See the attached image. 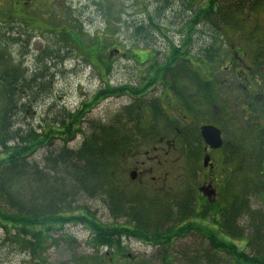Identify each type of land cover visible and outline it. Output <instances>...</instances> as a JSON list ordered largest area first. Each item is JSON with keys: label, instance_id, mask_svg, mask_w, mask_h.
I'll use <instances>...</instances> for the list:
<instances>
[{"label": "trees", "instance_id": "obj_1", "mask_svg": "<svg viewBox=\"0 0 264 264\" xmlns=\"http://www.w3.org/2000/svg\"><path fill=\"white\" fill-rule=\"evenodd\" d=\"M165 1L156 0L158 13L161 9L166 10L168 2ZM178 1L181 5L178 19L184 22L179 28L182 40L174 51L168 48L164 53L163 68H155L160 64L152 53L144 54L143 59L131 49H127L126 54L128 57L133 56L136 64L145 66L147 72L156 71L163 91L161 94L174 108L173 112L166 111L162 106L160 94L154 98L147 96L151 93L148 89L138 92L133 97V103L123 107L109 121H90L86 132L79 129L82 115L79 108L74 112L63 111L59 114L60 118L52 119L53 124L43 130H37L22 120L26 119L25 112L29 108H33L43 95H48L53 80L48 74L47 63L50 62L54 68L57 61L62 60V54L59 47L46 51L41 60L42 71L27 76L21 65L13 63L8 57L5 49L18 45L22 52L27 53L24 43L13 35L21 32H14L16 28L10 26L0 27V226L7 239L17 240L27 249H39L50 239L46 231L53 224L79 219L88 225L94 232L93 238L101 244L124 234L126 229L115 222L119 218L124 224L134 223V232L140 237L158 240L160 233H167L162 239H170L175 229L168 223L179 222L199 212L212 215L210 222L217 225V231L222 236L245 239V242L240 248L224 239L218 241L213 231L208 236L211 240L208 246L201 245L199 241L194 243L195 253L205 255L206 260L202 258L199 261L197 258L193 264H261L264 261V214L260 209H252L264 204V25L259 23L260 28L252 23L249 25V22H244L246 16H242V8L249 4V10L264 17V0ZM28 2L32 3L27 0H6L8 6H0V20L8 24L13 19L23 18L27 25L41 28L43 25L39 26L36 17L24 13ZM1 12H5L7 18ZM114 16L115 20L119 19L118 15ZM59 25L60 30L47 28V31L59 34L69 48V43L77 47L84 59L100 74L101 70L107 73L111 69V64L107 62L110 56L103 51L106 48L104 41L110 38L109 35L96 36L95 40L85 45L79 33L80 26L77 25L76 30H73L72 27L65 28L61 21ZM130 25L136 42L145 38L144 45L153 44L149 40L152 36L149 31L159 29V26L150 15L148 20L132 21ZM234 33L243 34L241 39L248 34L244 37L248 45L240 46L238 42L230 44L223 40V35L232 39L230 34ZM193 34H196L195 40ZM223 46H228L227 50L224 51ZM110 49L119 52L116 44L111 45ZM247 59L248 63L244 64ZM246 68L255 73L261 72L258 77L261 82L255 83L257 87L251 94L246 93L244 87L247 84L241 83L233 89L223 79L215 78L212 82L210 78L211 74L223 71L225 77L233 71L235 80L240 77L244 83H248L249 78L257 76L248 78ZM156 77L152 75V78ZM103 83L105 85L93 98L113 93V88ZM121 88L123 90L124 86ZM127 89L131 88L126 85L125 94L129 93ZM234 91H237V95L233 94ZM223 92L227 93V99L231 96L232 103H227V99L226 103H219ZM211 105H218L224 114L221 129L226 143L218 150L223 159L222 166L227 172L219 177L223 180H216L221 205L216 207V201L198 206L193 193L178 197L176 201L172 199L166 205L157 204L150 198L134 195L130 199L125 195L115 179L119 162L141 144L145 145L151 140L157 142L161 138L178 143L186 164L197 166L202 154V140L198 125H188V119L193 110L197 121H213ZM169 113L175 118L170 117ZM243 113L249 115L248 118H243ZM16 115L21 116L22 123L13 129ZM55 124H58L57 128L52 127ZM75 131H80L82 141L75 148L68 147ZM56 138L62 140L61 147L47 149L40 161L31 159L37 149L50 146L51 140ZM189 170L193 176V169L189 167ZM103 196L108 201L102 199ZM79 198H101L114 222L102 223L92 216L94 213L83 207H77L79 213L74 214L72 205L77 204ZM157 206L167 207L163 218L168 227L158 226L162 218L156 216ZM186 229H176V234L197 233ZM205 230L199 229L203 235ZM169 245L171 248L170 242ZM245 248L252 250L253 254L247 253ZM223 255L226 258H220ZM80 259L84 262L83 258ZM80 261L78 256L73 259L74 264ZM181 264H190V261Z\"/></svg>", "mask_w": 264, "mask_h": 264}, {"label": "rangeland", "instance_id": "obj_2", "mask_svg": "<svg viewBox=\"0 0 264 264\" xmlns=\"http://www.w3.org/2000/svg\"><path fill=\"white\" fill-rule=\"evenodd\" d=\"M27 1H32V3L28 2L27 9H24V13L28 16L36 17L39 26L40 24L43 26L37 28L32 26V24L27 25L23 18L13 19V21H9L8 24L0 20L1 28L10 26L14 29L16 28L14 32L22 33L13 35L19 37L24 43L25 48L28 49L27 53H25L24 51L22 52L18 45L8 46V48H5L8 57L13 63L20 64L27 76L42 71L41 60L43 59L44 53L50 49H58L59 47L62 60L59 59L60 61H57L54 68L50 62L47 63L48 74L53 80L48 95H43L33 108H29L28 111L25 112V120L22 119L21 116L16 115V118L13 119V129L22 123L20 120L21 118L25 123H30L37 130H43L44 128H49V126L53 124V120L60 118L59 114L63 113V111L74 112L79 108L80 113H82L79 118V129L86 132L87 125L90 121H109L118 114L123 107L131 105L133 103V97L138 95V92L148 89H150L151 93L147 96L154 98L160 94L162 106L166 111L173 112L172 110L174 108L171 107L168 101L164 100L161 94L163 91L161 92L160 82L156 77V71L153 70V73L147 72L144 68L145 66L136 64V62H134L135 60L132 59L133 56L128 57L126 54L127 49L129 51L131 49L135 51L137 55H140L138 56L140 59H143L144 54L152 53L160 64L155 68L157 70L163 68L162 66L165 60L164 53L168 48H173L174 51L175 46L179 47V43H181L182 40V36L179 35V28L182 27L184 22L178 19V17L181 16V5L178 0L175 2H170L171 0L165 1L168 2V6L166 10L161 9L159 13L157 11L156 0H139V2L135 0ZM5 2L6 0H0V6H8ZM242 9V13L244 14L242 16H246L247 18V20L244 21L245 23L249 22V25L252 23L253 26L256 25L257 28H260L259 23L264 25V17L249 10V4ZM5 12L1 13L4 18H7ZM114 15H118L119 19L115 20ZM148 15H150L153 22L159 26V29L149 31V34H152L149 40L153 41V44L146 46L144 45L146 43L144 42L145 38L140 39L139 42H136L137 39L133 38L135 34L132 32L133 27L130 24L132 21L139 22L144 18L148 20ZM257 19H259L258 22H256ZM60 21L65 28L72 27L73 30H76V26H80L79 33L82 34L81 38L84 39L85 45H88L91 40H95L97 38L96 36H110V38L105 39L104 46L106 45V48H103V51L110 56V60L107 62L111 64V69L107 73L105 70H101V75L89 61L84 59L77 47L69 43L71 45V48H69L66 42L59 37V34L50 30L47 31V28L60 30ZM148 22L149 21H147L145 25H147ZM44 27L45 29H43ZM161 31H163V34ZM230 35H232V39L223 35V40L225 39L224 41L230 44L238 42L240 46L248 45L244 41V37L249 36L248 34L242 37L243 40L241 39L243 34L234 33ZM217 36L220 37L218 34ZM192 38L195 40L196 34H193ZM201 39L203 38L201 37ZM109 43H111V45L116 44L119 52L110 49L111 45ZM226 47L228 48V46H223L224 51ZM1 48L0 46V49ZM243 63H248V59ZM222 72L223 71L211 74L210 78L212 80L219 78L223 79V81L226 79L233 89L241 83L245 84L240 77H237V80L233 78V71L227 74L226 77H223L224 73ZM152 75L156 78H152ZM217 75H219V77H217ZM103 82L108 83L113 88V93L103 94L104 97L102 96L101 98L99 96L93 98L99 89L105 85ZM155 84L157 86L152 88ZM126 85L128 88H131L127 89L129 92L127 94H125L127 92ZM122 86H124L123 90L121 88ZM255 87H257L256 84ZM132 90L135 94H133ZM233 94L235 95V92ZM227 103H232L231 96L227 99ZM239 108L243 109L244 107ZM213 112L216 114L218 111L213 108L211 114ZM172 116L175 118L174 115ZM172 116L170 114V117ZM243 116V118H248L249 115L243 113ZM52 127L57 128L58 124ZM51 141L52 144L50 146L37 149L31 159L40 161L47 149H56L63 144L62 140L58 138L52 139ZM81 141L82 135L80 131H75L74 138L70 140L67 146L75 148ZM211 153H213L212 159L216 164L212 172L209 171V168L206 167L207 169H204L202 167V157L198 161L197 166L192 163L186 164V161L181 155V149L178 143H173L163 138L159 139L157 142L151 140L145 145H139L129 156L121 158L115 179L121 185L124 194L129 198H133L134 195H137L147 199L150 198V200L156 201L157 204L161 203V205H166L172 199L176 201L178 197L182 198L193 193L197 202L205 206L208 203L200 199L197 191L201 184L206 185V181L208 180L207 177L211 175L213 186L216 189L215 195V189L212 187L214 196L215 198L217 197L218 201L216 207H218L221 205V200L219 201L218 198L219 184L217 181H214V176L219 173L224 175L227 171L225 170L226 168L222 166L223 159L220 152ZM189 167L194 171L193 176L189 173ZM134 169L139 173V176L135 177L134 180H130L129 171ZM219 180L223 179L219 178ZM104 198L106 199L107 197L103 196L102 199ZM106 200L108 201V199ZM72 207L73 213L76 215L79 213V210L77 212L76 208L83 207L86 208L88 212L94 213L92 216L102 223L114 222V218L111 217L107 206L101 198H79V202L73 204ZM156 209V216L159 217V219L161 217L162 219H160V222L164 223L166 220H164L163 217L167 213V207L157 206ZM252 209H260L264 214V204L252 207ZM197 214L198 213L191 217H186L179 221V223L177 221V228L179 227L178 229L180 230L183 228L180 226L181 223H187L185 228L192 231L195 230L197 233L202 234L199 229L204 228H200L202 226L199 227L196 224L203 223L207 225L208 221L202 222L201 220H196L197 218L194 217L197 216ZM115 222L124 224L121 218L117 219ZM177 228L175 227V231ZM123 232L124 234H134V232ZM212 232L213 231L210 233ZM210 233H208V228H206L205 235L203 236H210ZM215 233L216 240H228V238H224L222 234H219L218 231H215ZM46 234L51 241L47 239L48 242L43 243L39 249L32 250V248L27 249L26 247H22L17 240L7 239V235L0 226V264H74L73 259L77 256L83 258V263L89 261L88 264H110V261L102 254L105 247L93 246L97 243V239L93 238L94 232L90 230L86 223L79 219L70 221L65 220L61 223L53 224L51 229L46 231ZM166 236L165 234L163 237ZM247 236L248 233L245 234V237ZM132 238H134V235ZM147 238L155 239L154 237ZM180 239L182 242L180 241L179 245L183 244L187 246L193 238L190 234V236H182ZM239 241L245 242V239H239ZM233 243L237 244L234 241ZM136 245L138 244L136 243ZM238 246L240 247L239 244ZM155 250V248L147 246L146 254H155ZM244 250L249 254H253V251L249 248H245ZM171 254H173V252H171Z\"/></svg>", "mask_w": 264, "mask_h": 264}, {"label": "flooded vegetation", "instance_id": "obj_3", "mask_svg": "<svg viewBox=\"0 0 264 264\" xmlns=\"http://www.w3.org/2000/svg\"><path fill=\"white\" fill-rule=\"evenodd\" d=\"M246 70H247L248 78H249V76H252V75L257 76V77L249 78V82L245 83V85L247 84L244 87L246 89V93L248 92V94H251V92L256 88L255 86H252V85H255V83L259 84L261 82V79H258V77L261 75V72L255 73L253 71H250V68H246ZM226 76L227 75H225V77ZM254 78H256V79H254ZM211 81L214 82L215 80H211ZM224 82H225V84H228L226 79ZM248 84H250V85H248ZM234 92H235V95H237V91H234ZM226 99H227V93L223 92L221 95L222 101H220L219 103H223V101L226 103ZM234 105H236V104H234ZM211 108L212 109L215 108L218 111L216 114H214V112H213V121H210V122H206L204 120H203V122H200V120L197 121V117H195L194 111L191 110V116H189L188 125H190V126L191 125L192 126L198 125L199 135H200V129H199L200 126H202V125H213L220 130V135L222 137L223 143H226L225 142V134L221 129V123L224 121L223 120L224 114L222 111L219 110L218 105H211ZM200 138L202 140V142H201V147H202L201 157L203 159V157L209 156L208 165L203 166V163H202V167L204 169L209 168V171L212 172V169H214V167H216V164L214 163V161L212 159L213 153H211V152H217V151H219L218 149H220V148L211 149L205 144L201 135H200ZM138 176H139V173L136 172V177H138ZM221 176H222V174H220V173L215 174L214 181H216ZM207 179L208 180L206 181L207 182L206 185L201 184V186L198 187L197 192L199 193L200 199L205 200L207 203L213 204L217 201V197L215 198L214 194H212L210 196L206 195V193L210 189H213L212 187H214L213 181L211 179V175H209V177H207ZM203 189H205V190H203ZM214 189H215V187H214ZM215 195H216V189H215ZM195 201H196V205L199 206L201 204V203L197 202L196 198H195ZM211 217H212L211 214H203V213L198 212L197 216H195L194 218H197L196 220H201L202 222L208 221L207 225L203 224V223H200L201 225L197 223L196 225H198L199 227L202 226L200 228H204V230L206 228H208L209 233H210L211 231H217V229H218L216 224H212L210 222ZM168 224H169V226H172L174 229H175V227L177 228V225H178L177 221H175L173 223H168ZM186 224L187 223H181L180 226L185 227ZM119 226H122L121 228H125L126 229L125 231H128V232H131V231L134 232L135 231V229H134L135 224L134 223L129 222V223H125V224H119ZM158 226L168 227V225H166V223H160ZM178 228H177V230H178ZM174 232L175 233H172L173 237L170 239H166V238L162 239L161 237H163L165 234L166 235H168V234L167 233H160L161 237L158 240L157 239H154V240L148 239V238H145V236L140 237L139 236L140 234H136V232H134V234H133L134 238H132L133 235H131V234H123V236L119 237L118 239L114 238L112 241H106L104 243L102 242L101 244L97 242L93 246H95V247L104 246L105 247L102 254L110 261L109 262L110 264H181V262L184 263L186 261H190V264H193L196 262L197 258L199 259V261L202 258H204V260H206L205 255H203V254L199 255V254L195 253L196 251L194 248V243L199 241V243L201 245L208 246L209 243L211 242V240L208 238V236L205 237V236H203V234L196 233V232L191 233L193 239L190 240L189 245L184 246L183 244L179 245V242L181 241L180 238H182V236H185V237L187 235L190 236V233L176 234L175 230H174ZM195 236H197V237H195ZM223 237L227 238V236H223ZM195 238H197L198 240H195ZM199 239H203V240H199ZM228 240H230V242H232V243H233V241L236 242L237 247H239L238 244L241 247L244 243L243 241L240 242L239 239H231V238L229 239L228 238ZM169 242L172 245L171 248L169 247L170 246ZM136 243L138 245H136ZM233 244H235V243H233ZM147 246L155 248L156 249L154 252L155 254L147 255L146 254V247ZM186 250H189V252L187 251V253H186ZM171 252H173V254H171ZM223 257L226 258V256H224V255L221 256L220 258H223ZM80 258L81 257H79V260H81L80 261L81 263H79V264H88L89 263V261H87L86 263H83L82 259H80ZM261 264H264V261Z\"/></svg>", "mask_w": 264, "mask_h": 264}, {"label": "water", "instance_id": "obj_4", "mask_svg": "<svg viewBox=\"0 0 264 264\" xmlns=\"http://www.w3.org/2000/svg\"><path fill=\"white\" fill-rule=\"evenodd\" d=\"M200 135L205 142V144L211 148V149H218L222 145V139L220 136V131L219 129L215 128L214 126L211 125H202L200 126ZM209 162V157L205 156L203 158V166H207ZM130 178L133 180L136 176V171L132 170L129 173ZM205 190V189H203ZM213 192L210 190L206 193V195L210 196L212 195Z\"/></svg>", "mask_w": 264, "mask_h": 264}]
</instances>
